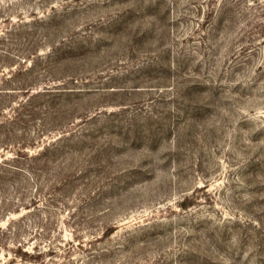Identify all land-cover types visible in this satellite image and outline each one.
<instances>
[{
  "label": "rangeland",
  "instance_id": "rangeland-1",
  "mask_svg": "<svg viewBox=\"0 0 264 264\" xmlns=\"http://www.w3.org/2000/svg\"><path fill=\"white\" fill-rule=\"evenodd\" d=\"M10 78L0 264H264V0H0Z\"/></svg>",
  "mask_w": 264,
  "mask_h": 264
},
{
  "label": "trees",
  "instance_id": "trees-1",
  "mask_svg": "<svg viewBox=\"0 0 264 264\" xmlns=\"http://www.w3.org/2000/svg\"><path fill=\"white\" fill-rule=\"evenodd\" d=\"M15 75V76H14ZM12 77H17L16 74H13ZM2 83H0V149L2 150H9L11 147L14 146V144L12 145L11 142H15L12 138V135L9 132H4L3 130L7 129L8 125L10 123H14L15 119L17 118V116L19 115L17 109L14 110V114L13 115H9V116H5L4 112L7 111L6 107H8L7 105V99H9L8 97V93H10L11 91H7L4 87L5 86H11L12 84H17V88L13 89L15 92L16 91H21L24 93H30L31 88L29 87L30 84L26 83L25 81H17V83H15L16 81L13 78H10L8 80H4L1 81ZM28 96V95H25ZM30 98V95L28 96ZM29 98L27 100H29ZM11 102V101H9ZM24 104V102L22 103ZM21 105V104H20ZM12 138V139H11ZM13 140V141H12ZM16 146V145H15ZM21 153V147L17 148L16 151V157L14 158H6V156L0 158V181L2 179H4V177H6L7 173H15V171H10L9 168L11 167V165H9L8 161H17L14 159H17L18 155ZM15 166V165H13ZM12 170H15L12 169ZM1 191V189H0ZM7 200H3V206L6 205ZM0 210H2V208H0ZM7 228H2L0 227V250L3 248L2 244V235L7 233Z\"/></svg>",
  "mask_w": 264,
  "mask_h": 264
}]
</instances>
